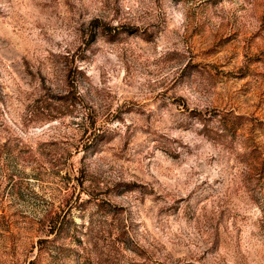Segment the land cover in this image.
Segmentation results:
<instances>
[{"label":"rangeland","instance_id":"rangeland-1","mask_svg":"<svg viewBox=\"0 0 264 264\" xmlns=\"http://www.w3.org/2000/svg\"><path fill=\"white\" fill-rule=\"evenodd\" d=\"M0 264H264V0H0Z\"/></svg>","mask_w":264,"mask_h":264}]
</instances>
